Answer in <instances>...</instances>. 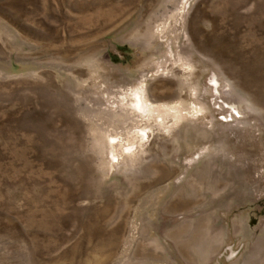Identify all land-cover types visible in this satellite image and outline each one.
I'll list each match as a JSON object with an SVG mask.
<instances>
[{
    "label": "rangeland",
    "instance_id": "obj_1",
    "mask_svg": "<svg viewBox=\"0 0 264 264\" xmlns=\"http://www.w3.org/2000/svg\"><path fill=\"white\" fill-rule=\"evenodd\" d=\"M0 264H264V0H0Z\"/></svg>",
    "mask_w": 264,
    "mask_h": 264
},
{
    "label": "bare ground",
    "instance_id": "obj_2",
    "mask_svg": "<svg viewBox=\"0 0 264 264\" xmlns=\"http://www.w3.org/2000/svg\"><path fill=\"white\" fill-rule=\"evenodd\" d=\"M134 99L130 102V108H131V113L133 114H145L150 112L152 109L155 108L154 105H152L151 103L147 102V100L145 99V97L140 96L139 94H134ZM146 100V102H145ZM115 139H111L112 142H118V141H114ZM115 159H117V157H113Z\"/></svg>",
    "mask_w": 264,
    "mask_h": 264
},
{
    "label": "flooded vegetation",
    "instance_id": "obj_3",
    "mask_svg": "<svg viewBox=\"0 0 264 264\" xmlns=\"http://www.w3.org/2000/svg\"><path fill=\"white\" fill-rule=\"evenodd\" d=\"M119 52H122L121 50H119ZM112 59L115 60V56H112Z\"/></svg>",
    "mask_w": 264,
    "mask_h": 264
}]
</instances>
